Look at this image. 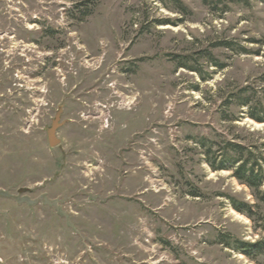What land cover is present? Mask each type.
<instances>
[{
	"label": "rangeland",
	"instance_id": "rangeland-1",
	"mask_svg": "<svg viewBox=\"0 0 264 264\" xmlns=\"http://www.w3.org/2000/svg\"><path fill=\"white\" fill-rule=\"evenodd\" d=\"M259 176L264 0H0V264H264Z\"/></svg>",
	"mask_w": 264,
	"mask_h": 264
},
{
	"label": "trees",
	"instance_id": "trees-1",
	"mask_svg": "<svg viewBox=\"0 0 264 264\" xmlns=\"http://www.w3.org/2000/svg\"><path fill=\"white\" fill-rule=\"evenodd\" d=\"M231 151L236 154L235 160L233 161V164H236V167L233 168V177L239 181L241 184L247 186L250 189H254L256 193L259 194V188H260V181L256 178L253 172V168L251 166L248 167V162L247 160H243L241 156V147L239 146H233L230 145ZM240 150V151H238ZM209 166L213 170H222V168H215L213 164H209ZM248 167V168H247ZM260 178V176L258 177ZM264 177L262 176V178ZM261 199H263L264 192H262L261 195H259ZM230 245V244H226ZM234 247L243 253L246 257H250V252L243 250L245 247H250L251 250H256L258 253L263 252L264 249V243H255V244H244L242 242H234Z\"/></svg>",
	"mask_w": 264,
	"mask_h": 264
},
{
	"label": "water",
	"instance_id": "water-1",
	"mask_svg": "<svg viewBox=\"0 0 264 264\" xmlns=\"http://www.w3.org/2000/svg\"><path fill=\"white\" fill-rule=\"evenodd\" d=\"M61 112V110L56 112L50 126L45 129L46 140L49 148H55L61 142L56 136L57 130L64 124V122H61Z\"/></svg>",
	"mask_w": 264,
	"mask_h": 264
}]
</instances>
